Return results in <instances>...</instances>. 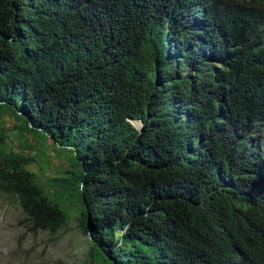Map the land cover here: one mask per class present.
I'll use <instances>...</instances> for the list:
<instances>
[{
    "label": "trees",
    "instance_id": "trees-1",
    "mask_svg": "<svg viewBox=\"0 0 264 264\" xmlns=\"http://www.w3.org/2000/svg\"><path fill=\"white\" fill-rule=\"evenodd\" d=\"M0 194L90 264H264V0H0Z\"/></svg>",
    "mask_w": 264,
    "mask_h": 264
},
{
    "label": "rangeland",
    "instance_id": "rangeland-1",
    "mask_svg": "<svg viewBox=\"0 0 264 264\" xmlns=\"http://www.w3.org/2000/svg\"><path fill=\"white\" fill-rule=\"evenodd\" d=\"M10 146L21 150L15 141ZM48 153L51 157L47 169L42 162L34 165L43 182L54 177L63 163L53 150ZM70 211L69 224L57 233L33 232L17 200L0 194V264H90L89 243L80 226V214L76 207Z\"/></svg>",
    "mask_w": 264,
    "mask_h": 264
},
{
    "label": "water",
    "instance_id": "water-1",
    "mask_svg": "<svg viewBox=\"0 0 264 264\" xmlns=\"http://www.w3.org/2000/svg\"><path fill=\"white\" fill-rule=\"evenodd\" d=\"M134 121H139V120H133V119H131L130 120V122L134 125ZM140 122V127H137V126H135L136 128H138L139 130H142V127H143V123L141 122V121H139Z\"/></svg>",
    "mask_w": 264,
    "mask_h": 264
}]
</instances>
